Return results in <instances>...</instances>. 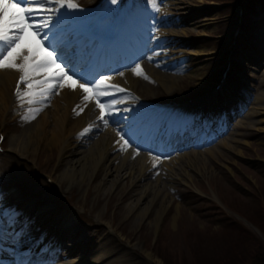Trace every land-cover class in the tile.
Instances as JSON below:
<instances>
[{"label":"rangeland","instance_id":"374dc122","mask_svg":"<svg viewBox=\"0 0 264 264\" xmlns=\"http://www.w3.org/2000/svg\"><path fill=\"white\" fill-rule=\"evenodd\" d=\"M241 2L242 0H233L230 4H224L221 0H172L170 9L165 10L163 15L165 21L170 20L167 27L168 31L174 36L173 40L176 39V42L183 46L180 48L182 52L177 55H170L164 60L165 65L163 67L153 63L146 64L152 67L150 72L145 73L147 77L151 76V79H145L144 75L135 76L139 78L143 86L142 94L155 100H163L167 96L172 100H179L198 94L216 82L225 63L226 51L232 41L238 7ZM246 9L244 32L240 37L235 70L231 75L229 90L236 91L237 94L245 98L250 96L253 99L254 93L258 96L261 92L258 86L264 82V74H262L263 78L259 79L256 76L248 78L249 74L247 73L249 65L252 63V57L256 59L255 69H258L259 72L264 70V11L261 8V0H256L253 5L248 3ZM210 52L213 55H209ZM198 68L204 71L202 77L192 73V71L199 70ZM162 82L174 84L171 96L164 91L165 89H162ZM243 84L247 86H243ZM141 85L137 86L139 90ZM238 88L240 93L237 91ZM253 106L249 104L248 113L253 112ZM261 107L264 109V101ZM260 120H263V123ZM246 122L248 123L245 124V128L239 129V133L233 136L234 140L240 142L231 144L234 153L223 148L213 150L215 157H220L217 160L218 163H214L210 158V160L207 159V154L204 153L205 156L190 157L193 160L191 164L183 160L176 165L175 169L171 166V169H174L172 172H178L177 174L181 175L180 172L184 170L188 174H192L193 178L178 182L172 181V190L169 187L165 189L173 196V201L161 219L162 223L158 226L159 230L155 227V221H157L156 217L161 211V201L156 200L150 207L147 217L142 221L144 227L140 231L138 220L140 210L151 205L149 200L145 199L146 195L142 196L144 184H137L132 189L133 198L129 202L121 200V196H124L132 185L131 181L135 177L133 175L136 172L138 174V163L135 160L139 155L136 153L129 158V161L132 160L131 162L136 164L132 177L126 181L122 191L119 192L120 188L117 189V197L107 207L108 200L104 198V195H102L103 202L96 200L98 194L96 189L99 182L105 177L103 171L96 178L95 186L97 187L91 189V192L95 193L96 196L89 199L84 193L81 198L83 201L87 198L88 206L94 208V213H97L104 221H114L123 231L122 237H126L133 245L140 244L141 248L149 246L150 243L147 241L152 243L153 237H159L162 232L160 239V243L163 244L162 252L167 256L169 262H173L174 257L184 255L189 262H193L196 257L200 264H207L206 260L227 256L234 253L235 249L242 253L243 249L250 247L251 243L244 242L247 239L234 236L233 233L222 231V227L225 225L223 218L221 219L215 214V208L211 205L223 214L229 212L224 203L228 204L229 208L236 206L235 209L250 220L252 219L249 216L260 214L261 202H258L257 197L252 196V192L258 193L263 198L264 111L261 117L248 118ZM204 150L202 148L200 152H205ZM45 152L51 154L53 148L52 150L45 149ZM192 152L196 151L186 150L180 156ZM74 154L72 153L70 157ZM203 163H207V170L203 169ZM130 166L127 163L123 169V172L130 170L128 177L131 175ZM163 167L164 164L159 166L160 174H162ZM87 178L88 176H86L85 182ZM156 178L150 176L147 178L150 181L145 183L154 186L157 183ZM220 200L222 204L216 206L214 202L218 203ZM99 201L101 204L97 207ZM132 202L137 208L129 211L127 208ZM112 208H118L116 210L117 217H109ZM131 214L133 216L129 221L128 218ZM251 230L255 231L253 227ZM256 232L263 237L260 231L257 230ZM86 233L89 236H106L97 235L93 226H89ZM219 241H221L220 245H218ZM120 245L121 241H118L112 246L120 248ZM166 252H169L171 256ZM160 253L155 255L160 258ZM126 258L135 264L142 262L140 257L134 254H129Z\"/></svg>","mask_w":264,"mask_h":264},{"label":"bare ground","instance_id":"6f19581e","mask_svg":"<svg viewBox=\"0 0 264 264\" xmlns=\"http://www.w3.org/2000/svg\"><path fill=\"white\" fill-rule=\"evenodd\" d=\"M235 31V29L233 30ZM233 33V32H232ZM231 44L228 48H230ZM166 52H161L164 57ZM209 55H213L212 52L209 53ZM156 61H160L161 58L158 57L155 59ZM142 72L144 71L145 67L141 66ZM199 69V68H198ZM150 72V71H149ZM193 74L202 77L204 75L203 69H199L197 71H192ZM128 76L120 80L119 84L122 83V86L124 88H127L128 86L134 90V86L138 83L137 79L132 78L130 75L131 73L127 74ZM15 76L14 71L10 70H3L0 71V114L3 111V107L5 105V101L7 100V93H8V85H12L13 78ZM164 77V76H161ZM127 78V79H126ZM156 78V77H155ZM112 79V78H111ZM109 80L106 82L107 84H112V80ZM128 82V83H127ZM165 90L167 93H170L173 89L174 84L173 83H167L162 82ZM245 86V85H244ZM263 86V85H262ZM76 88L75 91L70 90L68 87L62 88V91L58 93L54 101L52 102V107L49 110V116H43L44 122L41 123L40 121L35 123L34 125L30 126L27 130L23 131L21 135L18 136V141L22 145V152L24 154H37L38 153V140L41 143L45 142V149L52 150L53 147H58L60 144V141H63V135L62 132H65V137L70 138L71 135L79 131L81 128H85L89 117L92 113V107L90 105H86L82 102V93L81 90L74 85ZM238 99H239V95ZM241 99V98H240ZM237 98L233 100H229L228 105L231 104V108H227L226 111L230 113L231 118L229 121V124L233 126L234 129H243L245 128L246 120L254 119L255 117H261L263 115L264 109L261 107V104L263 103V95L259 97L254 103H253V112L252 113H246L245 112L249 109V106L245 107L243 105V102L240 101L239 104H236ZM245 100H247L245 98ZM249 100V99H248ZM78 102V103H77ZM77 103V105L74 107V104ZM79 106V107H78ZM219 105L215 106L216 110L222 109L218 108ZM74 107V108H73ZM119 107V106H116ZM221 107V106H220ZM236 109L238 111H233L232 109ZM83 109V111H80V109ZM114 112V111H113ZM79 113V114H77ZM114 117L121 114V112H114ZM1 119V116H0ZM211 120L214 121V114L211 116ZM192 121L190 116L182 117V118H171L170 122L167 126V129L162 127L163 134L168 132L169 125L178 126L181 124H186L188 122ZM254 121V120H253ZM261 123H263V120H260ZM160 124H157V127H160ZM218 132L217 134L221 139L214 144L215 148L206 150L205 152H192L187 153L182 156L176 157L172 159L169 162H162L164 163L162 174H160L156 180L157 183L154 186L148 185L145 183L146 181H150L147 179L148 177L156 176L158 173H155V166L158 165V161L156 160H149L147 158H141L138 157L135 161L138 163V174L135 173V176L133 180L131 181V184L135 183L133 188L137 184H141L144 186L142 191V196L146 195L145 199L149 200V203L151 205H147V207H144V209L140 210L139 213V226L140 231L143 230L144 223L142 221L147 217L150 207L156 200L161 201V211L158 213L155 221V227L158 228L159 225H161V219H163V216L167 212L168 208L171 206V202L173 201V196L166 191V188H170L172 190V181L178 182L179 180H191L193 178L192 174H188L187 171H181V175L177 174L178 172H172L176 165L180 164L181 161L186 160L188 163H192L193 160H191L192 156L194 158L196 156H205L203 155L206 153L207 159H212L214 163H218L217 160H219L220 157L216 158L214 155L213 150L218 149H225L226 151H230L234 153L233 147L231 144L233 143H240L237 140L233 139L234 135H230L227 133V130H221L220 127L217 128ZM43 133L45 134V137H42ZM222 135H226L228 137H222ZM108 134H105L101 141L94 143L92 146H90L88 149L85 150H77L75 153H78L80 156L76 159H69L65 165L66 167L60 171L59 174V181L65 180L68 183V187H70L73 184L83 183L88 184L90 177L93 173H97L98 171L105 172V177L99 182V186H95V181L90 186V190L93 187H97L96 191L98 192L96 200H100L103 202L102 195H104V198L108 200L106 203V207L110 204V202L117 197V189L120 188L119 192L122 191L125 187L126 181L132 177L133 170L136 169V164L129 161V158L131 155L129 154V151L123 154L117 153L120 149V144L117 143L119 141L114 136L107 137ZM213 140H217L216 137L212 138ZM212 140V141H213ZM26 143H29L30 147L25 146ZM75 143L73 141H70L67 143L66 147L68 150H71L74 147ZM81 148V146H79ZM13 150H16L13 146H11ZM186 148H196L194 144L191 141H188V145ZM172 148H169V152H165V154H171ZM135 154V153H133ZM40 157V154H39ZM102 158V161H101ZM60 159V155H57L53 157L52 159H44V163H53L56 164ZM170 159V158H169ZM209 159V160H210ZM118 162V164H116ZM129 163L130 169H131V175L128 177L129 171L123 172L124 167L126 164ZM207 163H203L202 167L204 170H207L206 168ZM171 166L174 167V169H171ZM181 168V165H180ZM58 169V167H57ZM56 169V170H57ZM93 169L92 173L90 174L91 170ZM90 174V175H89ZM177 177H174V176ZM180 175V176H179ZM188 175V176H187ZM86 176H88L87 181L85 182ZM179 176V177H178ZM113 179V180H112ZM130 193V194H129ZM111 194V197L108 198V196ZM119 194V193H118ZM133 198V190L132 191H126L124 194L123 201L129 202ZM137 207L134 206L133 202L128 206L127 210L133 211ZM118 209V208H117ZM112 214V212L109 213V216ZM133 214L130 215V218H128L129 221H131ZM114 217H117V212L114 214ZM42 226L44 227L45 224L43 223ZM61 232V230H59ZM119 235L117 237L123 236V231L120 229ZM155 237H153V240ZM111 238L106 237L101 243L98 249L93 251L88 257L81 260L78 264H85L88 261H101L102 259L106 258L107 256L111 254H107L109 247L112 252L116 251L117 248L113 247L111 244L108 245V243L111 242ZM160 241V237L157 238L156 246L158 245ZM159 247H163V244H159ZM136 247V246H135ZM134 247V248H135ZM138 248L140 249L141 246L138 245ZM149 249H151L149 247ZM129 253L125 252L122 255H114L113 259L106 260L102 264H133L130 261L124 260L123 258ZM150 254L147 253V256ZM146 256V257H147ZM151 257V256H150ZM127 261V262H126ZM69 264H76L75 262L71 261Z\"/></svg>","mask_w":264,"mask_h":264},{"label":"snow or ice","instance_id":"6c2138e0","mask_svg":"<svg viewBox=\"0 0 264 264\" xmlns=\"http://www.w3.org/2000/svg\"><path fill=\"white\" fill-rule=\"evenodd\" d=\"M151 3L152 7L159 11L155 0H151ZM78 7L74 0H0V71L10 70L20 74L16 98L21 106L25 103L47 106L45 101L50 95L58 94V90L64 87L75 91L74 85L77 86L81 90L82 102L85 106L88 102L95 101V107L99 110L98 119L106 128L109 124V119L106 117L111 116L112 108L121 101L103 103L101 98L112 96L117 92L123 93L125 89L118 85L107 84L106 81L111 79L109 76L89 79L79 70L82 66L77 57L56 47L54 40L48 41V45L45 46V41L49 37V32L45 30L55 27L52 24V16H57V24H59L65 15L62 10H76ZM146 58L151 59V57ZM127 70L132 71L136 76L143 74L139 62ZM117 74L123 75V71ZM38 77L40 78L37 79ZM144 78L148 77L144 75ZM20 84H24L28 91H22ZM40 110L30 107L28 112L32 118H35ZM80 111L83 109L81 108ZM24 119L28 120L29 117L25 116ZM91 128V125L85 128L80 135L83 136L91 131ZM117 135L120 137L117 143L123 142L121 151L132 147L119 131ZM136 154L139 155V152Z\"/></svg>","mask_w":264,"mask_h":264},{"label":"trees","instance_id":"16d2710c","mask_svg":"<svg viewBox=\"0 0 264 264\" xmlns=\"http://www.w3.org/2000/svg\"><path fill=\"white\" fill-rule=\"evenodd\" d=\"M263 199H264V194H263ZM234 207L237 208L236 206H234ZM259 208H260V214L258 216H249V217L264 232V211L261 209V207H259ZM222 231L228 232V233H233L234 236H238V237H254L253 235L245 234L241 228H239V227L234 228L232 225L225 226L222 229ZM250 243H251L250 247L244 248L243 252L245 253L246 257L250 259L251 264H257L262 260V257L260 256L261 254L258 251V249L254 247L252 242H250Z\"/></svg>","mask_w":264,"mask_h":264}]
</instances>
